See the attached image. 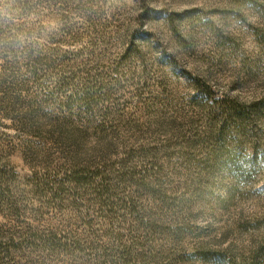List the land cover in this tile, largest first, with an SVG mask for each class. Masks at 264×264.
I'll list each match as a JSON object with an SVG mask.
<instances>
[{
  "label": "rangeland",
  "instance_id": "1",
  "mask_svg": "<svg viewBox=\"0 0 264 264\" xmlns=\"http://www.w3.org/2000/svg\"><path fill=\"white\" fill-rule=\"evenodd\" d=\"M8 177L0 264H264V0H0Z\"/></svg>",
  "mask_w": 264,
  "mask_h": 264
},
{
  "label": "trees",
  "instance_id": "2",
  "mask_svg": "<svg viewBox=\"0 0 264 264\" xmlns=\"http://www.w3.org/2000/svg\"><path fill=\"white\" fill-rule=\"evenodd\" d=\"M86 88L90 90V88H88V87H86ZM92 93H94V92H88V93H86V95L89 96V94H92ZM208 93L210 94L209 89L207 91H205V94H208ZM226 104L227 103H223L222 105H219V106L222 109H224L225 111L229 110L233 113H236V110H237V112L239 111V109H237V106L231 105V107L229 108V107H227ZM26 116L28 117V122H26V125H27L26 127H29L30 131H35V132H38L39 134L42 133L39 131L42 130L45 120H42L40 118V116H38V117H36L34 115L32 117H30L28 115H26ZM58 126H61V125H58ZM60 131L61 132H59V133H55L54 130L51 128V130L49 131L50 132L49 134H51L55 138L59 137L57 139L62 143H65L67 140H71V138L66 135L64 130H60ZM109 145H112V143H110ZM110 147L111 146H108V145L106 146L107 149H109ZM74 152H76V151H74ZM75 163L73 166L74 169L73 170H67V171L63 172V176L61 177L60 181H54L53 186H56L58 183H60L59 185H61V186L64 185V187L66 184H68L69 186H72L73 188H77V187H81L84 185H89V184L92 185V184L96 183V184H98L97 187L100 186L101 188L104 189V191H105V186H106L105 194L111 193V197L113 195H115L114 193L116 191V184L113 183L111 178H110L111 180H109L107 178L108 175L104 174L103 170H101V169H99V167H97L95 169L97 172H95L94 170H92V171L90 170V172H91V174H90L85 169V167H88V165L83 166L82 164H79L80 162L79 163L75 162ZM36 177H38V175ZM96 177H98V178H96ZM2 181H4V182H2ZM15 182L20 184V181L18 179H15V177H13V178L8 177V179H0V200H1L0 202L4 205H7L11 209H13V212L19 213V212H21V206L20 205H22V204H20V200L18 198V196H20V190H19L20 187H19V184L17 186L15 184ZM31 184H32V186H36V187L39 186L38 182L36 184V181H35V184H33L32 182H31ZM25 191L26 190L24 189L21 192L24 193ZM53 245H57V244L53 243ZM61 245L65 246V247L70 246V245L67 246V243L61 244ZM73 245H75L76 247H82L81 246L82 244H79V243H74ZM77 249L81 250L79 248H77ZM101 249L108 251L110 249H115V248H111V247L110 248H102L101 247ZM117 250L118 251L122 250V252H118L122 258L125 257L127 259L128 258L133 259L134 254H135V250H133L132 246H127V249L123 248V249H117ZM257 257H258V255H255L253 257V258H255L254 259L255 262L259 260V259H257ZM248 264H251V263L248 262ZM252 264H257V263L252 262Z\"/></svg>",
  "mask_w": 264,
  "mask_h": 264
}]
</instances>
